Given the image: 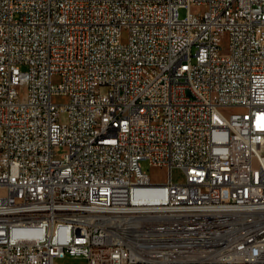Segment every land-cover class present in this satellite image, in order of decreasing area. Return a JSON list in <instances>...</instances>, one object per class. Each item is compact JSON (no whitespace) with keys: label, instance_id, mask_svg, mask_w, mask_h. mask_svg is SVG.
<instances>
[{"label":"built area","instance_id":"1","mask_svg":"<svg viewBox=\"0 0 264 264\" xmlns=\"http://www.w3.org/2000/svg\"><path fill=\"white\" fill-rule=\"evenodd\" d=\"M67 256L264 264V0H0V264Z\"/></svg>","mask_w":264,"mask_h":264},{"label":"rangeland","instance_id":"2","mask_svg":"<svg viewBox=\"0 0 264 264\" xmlns=\"http://www.w3.org/2000/svg\"><path fill=\"white\" fill-rule=\"evenodd\" d=\"M187 13L186 9L181 10V16L185 17ZM57 81V80H55ZM68 99L66 97H54V102L57 104H65ZM66 152L65 148H58L56 153L57 155H62ZM141 168L144 173H146L155 183H164L168 179V171L164 168L153 167L147 160L141 162ZM171 181L175 184H180L185 181V175L182 170L178 168H173L171 171ZM66 264H81L84 262V259L80 257L67 256L62 260Z\"/></svg>","mask_w":264,"mask_h":264},{"label":"bare ground","instance_id":"3","mask_svg":"<svg viewBox=\"0 0 264 264\" xmlns=\"http://www.w3.org/2000/svg\"><path fill=\"white\" fill-rule=\"evenodd\" d=\"M72 160H73V153H66L65 161H72Z\"/></svg>","mask_w":264,"mask_h":264}]
</instances>
